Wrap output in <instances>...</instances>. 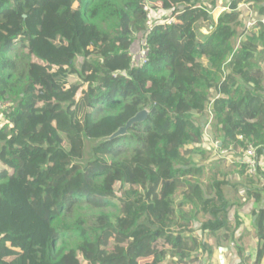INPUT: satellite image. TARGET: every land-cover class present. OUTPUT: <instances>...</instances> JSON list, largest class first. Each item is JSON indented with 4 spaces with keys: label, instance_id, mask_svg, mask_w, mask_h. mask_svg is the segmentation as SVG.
<instances>
[{
    "label": "trees",
    "instance_id": "obj_1",
    "mask_svg": "<svg viewBox=\"0 0 264 264\" xmlns=\"http://www.w3.org/2000/svg\"><path fill=\"white\" fill-rule=\"evenodd\" d=\"M146 1L172 9L175 24L153 28L147 62L136 67ZM253 2L231 0L215 19L218 0H0V104L14 105L0 110V264L185 261L199 249L175 233L189 230L175 208L185 187L187 204L213 217L203 222V236L236 250L239 264H264L263 165L252 177L240 164L260 206L256 244L245 251L221 243L237 230L221 185L206 199L194 179L199 170L183 152L202 144L204 127L195 119L209 104L222 148L264 144V68L255 64L264 57V5L232 46L236 7ZM222 67L242 84L220 82L214 70ZM143 110L145 121L111 139ZM86 140L96 142L88 161ZM81 209L109 212L90 224Z\"/></svg>",
    "mask_w": 264,
    "mask_h": 264
},
{
    "label": "rangeland",
    "instance_id": "obj_2",
    "mask_svg": "<svg viewBox=\"0 0 264 264\" xmlns=\"http://www.w3.org/2000/svg\"><path fill=\"white\" fill-rule=\"evenodd\" d=\"M221 1L223 3L222 8L217 5L212 10V16L215 17V19H218L224 12L230 10L229 5L231 0ZM204 4L208 5L209 2L205 1ZM161 5L162 4L157 6L159 7L157 21L160 22L167 18V13H171V9L165 8V4ZM263 5V0H255L252 4H241L236 7V11L240 13V17L239 24L236 26L238 32L237 37L232 41L233 47H238L241 40V34H243L244 30L252 26L259 18V9ZM208 6L211 9V5L209 4ZM102 28L105 30L106 26H102ZM200 32L202 34H207L209 29L206 25L202 24L200 26ZM135 38L136 43L134 48L136 50L132 52L134 57L138 55L140 49L145 45L143 40H138L137 35ZM82 62V58H78L75 61V64L79 67ZM255 64L264 68V57L259 56L256 59ZM214 73L217 74L220 82L229 78V83L231 84L234 82L242 84L239 79L230 76L231 74L226 67H222L218 71L214 70ZM187 78L189 77L186 75L181 79L187 80ZM262 92L264 93V84ZM216 94L215 89L210 90L211 99L214 98ZM13 106L12 101L3 102L0 104V110H6L9 112ZM195 120L198 125L204 127L203 142L201 145L197 146V148L189 146L185 148L183 152H187V157H191L194 167L199 170V173L194 179L199 184L206 199L215 198L218 192L216 184L218 183L221 185L222 194L227 200V208L229 209L230 228L231 230L237 228L233 239L227 242L221 241V243L224 246L229 248L233 247L234 249H236L235 247L237 245L241 244L245 251H251V249L253 250L255 246L253 211H257L260 206L248 194L249 190L253 187L248 183L247 175L244 173L243 168L240 165L242 164L241 162H244V154L242 153L243 149L237 148L235 150L232 147L228 149L222 148L221 144L218 142L220 133L218 128L215 126L216 120L212 112L211 104H209L204 112L196 116ZM4 124H6V122L3 118H0V127ZM95 144L96 142L94 141L86 140V161L92 158V147ZM262 184L263 181L258 183L255 187L261 186ZM185 189L186 187L182 190V193H179V198L176 201L175 208L177 210V215H179L177 219L181 224L188 225L189 230L186 231L185 229L187 226H183L182 228H175V233L178 234L179 231H183L184 236L187 238L186 240L189 242V247H193L192 243L196 241L199 245V249L197 251H192L190 253V257L185 261H179L178 258H171L168 255L163 264H221V255L224 257L225 264H237L239 260L235 258L234 255L236 250L231 252L225 248L227 250L220 253L218 240L208 235L203 236V222H207L213 219V217H211L208 210L202 209L203 206H199L198 208L195 207L194 209L192 205H188L185 200V195L183 194ZM181 203L184 204L182 209L179 207ZM191 210L193 211L191 213L192 217H189ZM101 212L108 213L109 209L103 211L95 209L80 210L81 215H83L87 221L90 222V224L95 221ZM182 214L187 215V218H191L190 222L180 218ZM222 234L223 232L220 233V235ZM203 243H205L207 248H212L211 254L207 249L203 248ZM247 264H250V262Z\"/></svg>",
    "mask_w": 264,
    "mask_h": 264
},
{
    "label": "built area",
    "instance_id": "obj_3",
    "mask_svg": "<svg viewBox=\"0 0 264 264\" xmlns=\"http://www.w3.org/2000/svg\"><path fill=\"white\" fill-rule=\"evenodd\" d=\"M148 2V1H147ZM145 2L144 5V10L147 13V24H146V32L143 35V41H144V46L140 49V52H138V55L136 57L133 56L134 59V65L136 67H142L146 62L148 58V44H147V38L148 35L151 33L153 28L157 25H173L175 24V19L173 17V10L171 9V13H167V18L160 22L157 21V16H158V9L156 5L150 3V2ZM218 5L219 7L223 6V3L221 0H218ZM251 27V26H250ZM242 137H239V140H242ZM261 150L262 154L261 156L258 155V151ZM242 153L244 154V163L247 166V170L249 175L252 177L257 176L258 173V167L260 165H263L264 167V144L262 146H256L253 143H250L246 149L242 150Z\"/></svg>",
    "mask_w": 264,
    "mask_h": 264
},
{
    "label": "water",
    "instance_id": "obj_4",
    "mask_svg": "<svg viewBox=\"0 0 264 264\" xmlns=\"http://www.w3.org/2000/svg\"><path fill=\"white\" fill-rule=\"evenodd\" d=\"M148 116V111L147 110H143L140 113H138L134 118H132L125 127L119 129L112 137L111 139L120 137V136H124L128 133V130L133 126V124L139 123V122H143L147 119ZM227 249L225 248H220V253H222L223 251H226ZM220 261L221 264H225L224 261V257L221 255L220 257Z\"/></svg>",
    "mask_w": 264,
    "mask_h": 264
},
{
    "label": "crops",
    "instance_id": "obj_5",
    "mask_svg": "<svg viewBox=\"0 0 264 264\" xmlns=\"http://www.w3.org/2000/svg\"><path fill=\"white\" fill-rule=\"evenodd\" d=\"M220 8H222V7H220ZM255 242V244H256V240L254 241ZM255 247V246H254ZM252 250V249H251ZM248 255V254H247ZM237 264H239V262L237 263Z\"/></svg>",
    "mask_w": 264,
    "mask_h": 264
}]
</instances>
